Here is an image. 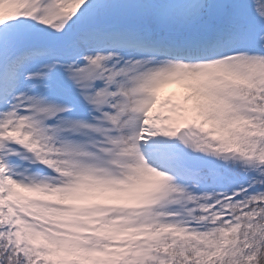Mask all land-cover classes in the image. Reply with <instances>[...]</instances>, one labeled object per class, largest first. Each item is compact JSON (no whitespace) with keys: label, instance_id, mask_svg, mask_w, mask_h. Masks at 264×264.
<instances>
[{"label":"snow or ice","instance_id":"obj_1","mask_svg":"<svg viewBox=\"0 0 264 264\" xmlns=\"http://www.w3.org/2000/svg\"><path fill=\"white\" fill-rule=\"evenodd\" d=\"M0 264H264V0H0Z\"/></svg>","mask_w":264,"mask_h":264},{"label":"rangeland","instance_id":"obj_2","mask_svg":"<svg viewBox=\"0 0 264 264\" xmlns=\"http://www.w3.org/2000/svg\"><path fill=\"white\" fill-rule=\"evenodd\" d=\"M163 91L161 94H159L161 100H165L169 97H171L173 100L178 98L180 92L182 89L178 85L175 84H167L163 86ZM163 114L168 115L169 113L167 112V105L164 106V112Z\"/></svg>","mask_w":264,"mask_h":264}]
</instances>
